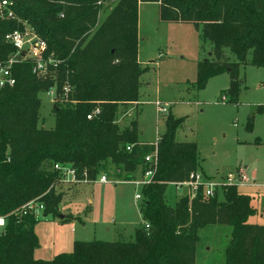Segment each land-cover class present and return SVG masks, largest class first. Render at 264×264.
<instances>
[{
	"label": "trees",
	"instance_id": "obj_1",
	"mask_svg": "<svg viewBox=\"0 0 264 264\" xmlns=\"http://www.w3.org/2000/svg\"><path fill=\"white\" fill-rule=\"evenodd\" d=\"M107 2L117 4L96 29ZM140 2L160 3L161 21L194 24L214 45L215 59L198 65L199 88L228 71L231 86L223 93L230 94L228 102L238 103V64L223 58L225 47L239 62L251 52L252 64L264 67V0H14L16 18H0V62L15 51L6 36L23 29L21 19L60 64L55 77L41 79L31 61L17 63L16 83L0 90V214L8 220L0 264H194L199 230L216 224L233 228L225 264H264V225L250 222L257 211L253 197L237 186H225L210 199L182 196L168 203L169 184L186 180L200 164L197 144L176 140L183 118L170 113L158 142L154 180L142 189L140 211L149 228H137L133 241L77 240L70 253L50 260L34 256L40 220L21 210L35 201L44 204L45 216H61V174L55 164H70L78 178L87 173L94 181L107 164L124 171L126 181L146 168L149 148L141 144L137 119L121 125L122 115L140 101ZM66 84L72 91L53 108L54 128L39 126L40 94L54 85L62 94ZM96 109L99 113L88 119Z\"/></svg>",
	"mask_w": 264,
	"mask_h": 264
},
{
	"label": "rangeland",
	"instance_id": "obj_2",
	"mask_svg": "<svg viewBox=\"0 0 264 264\" xmlns=\"http://www.w3.org/2000/svg\"><path fill=\"white\" fill-rule=\"evenodd\" d=\"M116 4H104L96 29ZM159 11L160 3L139 4V63L144 69L140 101L122 115L121 125L137 119L139 137L145 142L141 144L150 154L166 132L168 114L183 118L176 140L197 144L199 170L210 177L245 171L249 180L239 191L253 197L257 211L250 222L264 225V67L252 64L251 52L245 62H239L225 47L223 58L238 64V103L228 102L230 94L223 93L231 86L228 71L211 77L205 87L199 88L198 65L205 59H215L214 45L194 24L161 21ZM40 97L39 126L50 129L55 126L53 97L47 92ZM157 102L166 106L168 113H159ZM103 174L109 182L98 180ZM135 176L140 178V169ZM123 179L126 181L124 171L107 164L95 181L61 182V216H46L35 227L40 241L36 259L70 253L77 240L133 241L135 230L145 223L140 211L143 200L135 199L142 188L117 183ZM175 192L170 186L167 189L169 204L177 200ZM218 199L224 200L222 193ZM232 230L228 224L200 229L194 264H225Z\"/></svg>",
	"mask_w": 264,
	"mask_h": 264
},
{
	"label": "built area",
	"instance_id": "obj_3",
	"mask_svg": "<svg viewBox=\"0 0 264 264\" xmlns=\"http://www.w3.org/2000/svg\"><path fill=\"white\" fill-rule=\"evenodd\" d=\"M14 0H0V18L1 19H14L16 18L14 11ZM19 22L23 24V29H15L6 36V41L14 46L15 51L5 60L0 62V90L6 86H13L16 83V79L13 74V67L17 63L23 61H31L33 63V73L41 79H45L54 75L57 71V67L60 64V60L55 56L54 53L48 52V44L42 39L35 29L27 22L19 19ZM25 52V55L22 53ZM57 85L50 88L47 93L53 97L52 102L55 104L60 100L67 99L68 95L72 91V87L68 84L63 86L62 94L58 93ZM45 93V92H44ZM159 113H168L166 106L157 102ZM99 109H96L94 114L88 115V119L99 113ZM158 138L157 142L154 143V150L152 153L147 154L144 158V164L146 168L141 172L140 178L131 181H118L117 183H131L136 187L144 188L151 184L154 180L159 151H158ZM132 146H128L127 149L131 151ZM54 169L59 171L61 174V182H88L87 173H84L82 179L78 178L77 170L70 164H55ZM102 183L110 181L107 175L103 174L98 179ZM249 178L245 171L238 170L236 173H228L226 175L218 177H210L203 171L197 170L190 173L189 177L184 181L171 182L170 187L174 188L175 191L182 196H186L190 201L196 200L199 197L210 199L215 197L221 192L225 186H237L242 187ZM137 201L143 200L142 193L135 195ZM44 204L30 201L23 209L21 214H31L37 220H43L46 218L44 214ZM7 217L0 214V238L4 234L7 227ZM146 228H149L147 223H144Z\"/></svg>",
	"mask_w": 264,
	"mask_h": 264
},
{
	"label": "crops",
	"instance_id": "obj_4",
	"mask_svg": "<svg viewBox=\"0 0 264 264\" xmlns=\"http://www.w3.org/2000/svg\"><path fill=\"white\" fill-rule=\"evenodd\" d=\"M139 104V103H138ZM122 122V121H121ZM44 128H46V127H44ZM52 128H54V127H52ZM52 128H50V129H52ZM48 129V128H47ZM140 141L141 142H143L142 140H141V138H140ZM143 143H145V142H143ZM175 195H176V197H178V199L180 198V195L177 193V192H175L174 193ZM64 216V215H63ZM37 233V232H36ZM35 253H36V250H35ZM35 253H34V256H35ZM45 256V257H44ZM42 257H44V259L45 260H50V259H53V258H51L52 256H48V255H43V256H41L40 258H42ZM36 258V257H35Z\"/></svg>",
	"mask_w": 264,
	"mask_h": 264
},
{
	"label": "water",
	"instance_id": "obj_5",
	"mask_svg": "<svg viewBox=\"0 0 264 264\" xmlns=\"http://www.w3.org/2000/svg\"><path fill=\"white\" fill-rule=\"evenodd\" d=\"M22 54L25 55V52H23Z\"/></svg>",
	"mask_w": 264,
	"mask_h": 264
}]
</instances>
